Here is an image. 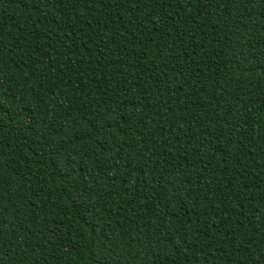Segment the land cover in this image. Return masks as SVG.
Wrapping results in <instances>:
<instances>
[{"label":"trees","instance_id":"1","mask_svg":"<svg viewBox=\"0 0 264 264\" xmlns=\"http://www.w3.org/2000/svg\"><path fill=\"white\" fill-rule=\"evenodd\" d=\"M0 264H264V0H0Z\"/></svg>","mask_w":264,"mask_h":264}]
</instances>
